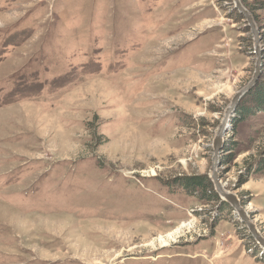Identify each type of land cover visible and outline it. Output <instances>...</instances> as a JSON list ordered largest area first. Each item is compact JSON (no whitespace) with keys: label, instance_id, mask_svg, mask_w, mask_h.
Masks as SVG:
<instances>
[{"label":"rangeland","instance_id":"1","mask_svg":"<svg viewBox=\"0 0 264 264\" xmlns=\"http://www.w3.org/2000/svg\"><path fill=\"white\" fill-rule=\"evenodd\" d=\"M243 18L233 0H0V264H264L231 205L181 180L210 178L256 71ZM235 113L220 182L264 237V109Z\"/></svg>","mask_w":264,"mask_h":264},{"label":"water","instance_id":"2","mask_svg":"<svg viewBox=\"0 0 264 264\" xmlns=\"http://www.w3.org/2000/svg\"><path fill=\"white\" fill-rule=\"evenodd\" d=\"M233 3L240 14L244 16L247 21L248 26L251 29L254 40V48L255 53L257 54V67L254 73L252 80L249 84L244 87L241 91L237 93V95L233 98L231 104L225 111V116L218 130L216 131L215 139L213 142L214 148V156H213V165L211 169L210 178L214 183L215 190L219 194V196L228 202L234 211L238 214L241 221L246 225L250 233L253 235L259 246L264 250V237L259 231L257 225L253 221V218L249 214V212L244 208L241 199L226 190H224L223 185L220 182V173L219 167L220 165V154L221 149L224 143V137L228 134V123L230 121L231 116L236 112L239 107L241 101L244 97L253 89V87L257 84L258 79L261 75V65H262V37L260 34V29L255 21L253 14L249 11V9L244 5L242 0H233Z\"/></svg>","mask_w":264,"mask_h":264},{"label":"trees","instance_id":"3","mask_svg":"<svg viewBox=\"0 0 264 264\" xmlns=\"http://www.w3.org/2000/svg\"><path fill=\"white\" fill-rule=\"evenodd\" d=\"M242 2L249 10H251L249 6L250 0H242ZM244 100H252L253 103L251 106H247V107L245 104H242L241 105L242 107L240 106L241 108H239L240 110H238V112L235 113L236 119L241 118L240 122L246 120L248 116L256 114L259 110L264 109V82L262 81L258 83L256 87L251 91V93L244 98ZM181 180H183L184 182V188H186V190L189 191V193L191 194L195 193L199 195L201 193L203 196L206 197H208L207 194H212V196L215 197H217L218 195L215 192L214 185L208 176L185 177ZM176 181H178V179L174 180V182Z\"/></svg>","mask_w":264,"mask_h":264},{"label":"bare ground","instance_id":"4","mask_svg":"<svg viewBox=\"0 0 264 264\" xmlns=\"http://www.w3.org/2000/svg\"><path fill=\"white\" fill-rule=\"evenodd\" d=\"M179 232V231H178ZM172 235V234H171ZM169 237V236H168ZM163 241H166V240H163Z\"/></svg>","mask_w":264,"mask_h":264}]
</instances>
